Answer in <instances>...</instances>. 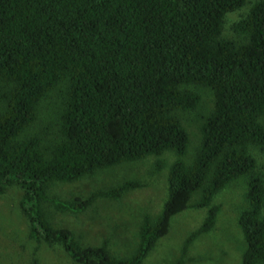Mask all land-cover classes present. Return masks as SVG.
Returning a JSON list of instances; mask_svg holds the SVG:
<instances>
[{
  "label": "trees",
  "instance_id": "trees-1",
  "mask_svg": "<svg viewBox=\"0 0 264 264\" xmlns=\"http://www.w3.org/2000/svg\"><path fill=\"white\" fill-rule=\"evenodd\" d=\"M246 0H0V195L22 190L29 237L59 244L79 264H142L171 219L208 206L185 240L213 228L214 196L247 179L239 215L242 264H264V171L251 153L264 151V0H256L224 35L227 13ZM200 145L182 157L190 134L179 113L203 102ZM176 151L168 193L157 217L146 213L138 241L117 255L104 238L83 245L55 226L43 204L78 213L99 197L119 199L146 185L127 179L87 197L50 196L55 181H73L148 155ZM163 162H157V169ZM156 169V168H155ZM197 194L196 202L191 203ZM31 264H39L34 257Z\"/></svg>",
  "mask_w": 264,
  "mask_h": 264
},
{
  "label": "rangeland",
  "instance_id": "rangeland-1",
  "mask_svg": "<svg viewBox=\"0 0 264 264\" xmlns=\"http://www.w3.org/2000/svg\"><path fill=\"white\" fill-rule=\"evenodd\" d=\"M256 0L227 13L224 35L234 36L233 25L246 15ZM203 102L193 111L180 112L182 123L190 134V142L182 157L193 161L200 145L203 115L212 106V93L202 90ZM257 160V169L264 171V151L252 147ZM178 158L176 151L169 149L162 155H148L141 159L121 163L96 171L73 181H55L49 189L50 196L70 199L87 197L92 191L106 189L127 179L145 181L146 185L125 192L119 199L99 197L87 210L57 212L51 203L43 206L55 226L73 230L83 245H97L104 238L109 240L111 250L117 255L130 252L138 241L139 224L148 213L157 217L168 193V175L171 165ZM163 166L157 169V162ZM156 168V169H155ZM247 179L241 177L219 191L211 204H219L213 228L195 236L184 254L183 264H242L246 241L239 224V215L247 206L245 197ZM22 190L10 186L0 195V264H31L37 257L39 264H79L74 262L59 244L38 243L29 237V223L19 202ZM195 194L191 203L196 202ZM208 206H189L171 219L169 231L162 236L142 264H170L182 254L187 237L204 221ZM264 213V212H263Z\"/></svg>",
  "mask_w": 264,
  "mask_h": 264
}]
</instances>
